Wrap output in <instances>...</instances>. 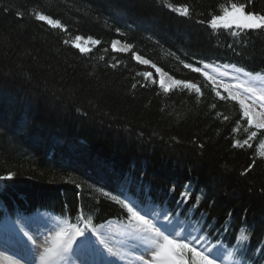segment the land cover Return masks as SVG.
<instances>
[{
    "label": "trees",
    "instance_id": "trees-1",
    "mask_svg": "<svg viewBox=\"0 0 264 264\" xmlns=\"http://www.w3.org/2000/svg\"><path fill=\"white\" fill-rule=\"evenodd\" d=\"M233 3L264 14V0H0V176L15 173L0 181V225L45 211L60 239L83 225L135 228L129 197L240 264H264V129L204 75L214 66L264 80V30L209 24ZM76 36L100 43L83 55ZM155 68L200 92H166Z\"/></svg>",
    "mask_w": 264,
    "mask_h": 264
},
{
    "label": "rangeland",
    "instance_id": "rangeland-1",
    "mask_svg": "<svg viewBox=\"0 0 264 264\" xmlns=\"http://www.w3.org/2000/svg\"><path fill=\"white\" fill-rule=\"evenodd\" d=\"M218 26L223 27V22L221 21ZM91 41L92 40L85 38H82L80 41L75 39L72 41L70 46H72V48L79 53H81L80 50L74 46L76 43H79L82 47L89 49V51L81 53L84 55L90 53L91 50L96 47V44H93ZM111 49L117 54H126L129 52L124 46L118 43H116L115 49H113L112 46ZM134 61L137 64L149 66V63L143 64L137 61L135 56ZM156 69L157 68L153 69V72L158 78L159 87H161V83L163 82V84L168 87L169 91L174 86L172 85L171 78H169L162 71L157 72ZM204 70L209 76L213 78L211 81L214 86H224L225 84L229 85L230 90L234 95L238 96L240 99H245L246 103H249L250 105L251 102L247 99L249 94L244 92V88H254L257 94L264 92V87H262L264 86V82H261L259 79L250 81L246 77L244 78L241 76L240 73L226 71L223 68L209 67L205 68ZM147 80H152V77H147ZM257 81H260L262 86L260 85L261 83ZM238 85L239 87H237ZM251 106L254 112L260 111L257 106ZM256 119H259V117H254L253 125L250 126L255 127ZM128 201L131 203V205L135 206L133 202L130 200ZM134 210L138 211L141 215H144L145 220L149 221L150 223L139 221L140 229H131L130 231L125 230L123 234L120 232L119 235L122 237L120 239H118L116 233H113L114 231H112V224L100 230V232L97 233V236L99 237V240L104 243V245H102L98 241L101 255L102 257L104 256L103 263L101 262V264H143L144 260L151 259V250L154 249L159 243L163 242L162 235H156L153 224L160 223L164 214H158L157 211L150 208L141 210L137 206L134 207ZM18 221L19 222H15L14 226L8 229L0 228L1 230L5 231V235L0 233V246H11L14 244L16 247L14 250H8V255L5 253L7 249H2L0 247V264H6V262L3 263V261H1L4 259L5 254L6 257L9 259L11 258L14 262L19 264H74L70 258L72 257L74 260L79 258L80 250L82 248L85 250L87 247L90 259V262L87 264H93L95 262H93V260L96 259V253L93 251V247L90 243L84 245L73 242L71 244V248H69L70 250H64L67 245V241L70 238L74 239V241H81L83 239L82 237L78 236L77 230L72 229L70 232L71 234L57 249L54 245L56 239L55 227L51 218L35 215L20 219ZM163 226L166 233L173 234V238H176L177 236H189V234H191L189 232L183 233L180 230L179 223L173 224L171 226L165 224ZM191 236L193 235L191 234ZM200 240L203 246L212 247L214 249V255L218 257L216 260L218 264H235L228 258L224 259L225 256H223V258H219V255H222L224 252L223 250H226L224 247H222V245L213 247L206 241V239L200 238ZM26 253L28 255L27 258L22 259L21 257L26 255ZM141 257H143V259H141ZM221 259L224 260V263H221Z\"/></svg>",
    "mask_w": 264,
    "mask_h": 264
},
{
    "label": "snow or ice",
    "instance_id": "snow-or-ice-1",
    "mask_svg": "<svg viewBox=\"0 0 264 264\" xmlns=\"http://www.w3.org/2000/svg\"><path fill=\"white\" fill-rule=\"evenodd\" d=\"M251 2L252 0H248L249 4ZM188 14V9L185 8L184 15ZM35 18L39 21L46 22L53 28L63 27L58 19H52L48 15L37 14ZM221 21L223 22V27L225 28H230L235 25L238 29L241 30H264V14H259L254 11H245L244 4L237 5L233 3L231 5L230 10H225L222 16H213L212 19L209 21V24L213 29H215ZM75 39L77 41H80L82 38L80 36H76ZM89 40H91V37H89ZM91 42L93 44L100 43L98 40H92ZM116 43L117 41H113V49L116 48ZM74 46L78 48L81 53L89 51V49L82 47L79 43H76ZM135 59L143 64L149 63L148 60H143L138 55L135 56ZM153 67H155V65H153ZM185 67L192 66L186 64ZM156 70L157 72L161 71L159 68H157ZM193 71L200 72L201 69L193 68ZM237 71L242 72L243 69H237ZM143 75L144 77H150L151 73L144 72ZM204 75L210 80L213 79L211 76L208 75L207 72H205ZM248 75H250V73H248ZM172 85H183V87L186 89L195 90V92L197 93L200 92V88L197 87V85L194 83H185L182 80L173 79ZM133 87H135V85H133ZM161 87H163L166 92L168 91V87L165 86L163 82L161 83ZM237 87H239V85ZM224 90L228 92V95L232 100H238L240 108L242 109L243 118L247 120L249 125H253L254 117H259V119L255 120V127L257 129H264V92L257 94L254 88H244V92L249 94L247 99L251 102V105H255L260 109L259 112H254L252 106L249 103H246L245 99H240L238 96L234 95L231 92L229 85L225 84ZM217 95L220 96L219 91H217ZM220 98L225 99L226 97L220 96ZM212 107H215V105H212ZM254 137H256V132H252L251 135H249V137L243 140L242 142L239 140L235 141L233 146L243 147L244 145H247L249 143V140H252ZM201 147H203V145H201ZM249 147H251V145H249ZM262 147H264V144H262ZM254 164L255 161H253V165ZM253 165H249L248 168L241 173V175H244L248 171H250ZM14 175L15 173L9 171L7 175L0 176V181L7 182L8 180H11ZM174 190L175 186L170 189V191ZM190 192V186L184 185V191L180 193V200L178 201V204H186L188 199L190 198ZM198 200L199 198H197V202ZM124 206L127 208L128 213L131 214L133 219L138 221H144L145 223H150L149 221L145 220L144 215H141L138 211L134 210L135 206L131 205L130 202L128 204H125ZM230 215L231 214H229V216ZM165 224H172V220L169 218L168 215H164L160 223L153 224L156 235H162L163 242L159 243L154 249L151 250V259L144 260L143 264H215L218 257L214 255V249L212 247L203 246L201 244L200 237L191 236V234H189V236H177L176 238H173V234L166 233L165 228L163 226ZM77 234L83 239L81 241H74V239L70 238L67 241L66 247L70 246L73 242L84 245L91 243L90 235L86 233L84 229L78 230ZM141 259H143V257H141Z\"/></svg>",
    "mask_w": 264,
    "mask_h": 264
},
{
    "label": "bare ground",
    "instance_id": "bare-ground-1",
    "mask_svg": "<svg viewBox=\"0 0 264 264\" xmlns=\"http://www.w3.org/2000/svg\"><path fill=\"white\" fill-rule=\"evenodd\" d=\"M209 67H214V66H207V67H205V68H209ZM215 68H218V67H215ZM0 233L1 234H4L5 235V231L4 230H1L0 229ZM98 239H99V237H97ZM10 244H12V243H10ZM223 246H225L224 244H222ZM2 249H7V251L5 252V253H7V255L9 254V251L8 250H14L16 247H15V245L14 244H12L11 246H0ZM21 248V247H20ZM69 248H71V245L70 246H67V247H65L64 248V250L65 251H67V250H70ZM93 250H94V248H93ZM223 250V249H222ZM224 252L222 253V255H219V258H223V256H225V254H226V250H223ZM64 254V253H63ZM92 254V253H91ZM6 255V254H5ZM4 255V259L3 260H1V261H3V263H5L6 262V264H19V263H16V262H14L11 258L9 259L8 257H6ZM77 255V254H76ZM23 256V255H22ZM27 253H26V255H24L23 257H21L22 259H24V258H27ZM70 260L74 263V264H87L88 262H90V259H89V251H88V247H87V249H81L80 250V254H79V258H77V259H75L74 260V258H70ZM92 260H93V258H92ZM222 260V259H221ZM59 262V261H58ZM93 262H94V260H93ZM221 262H223V260L221 261ZM95 263H98V261L96 260L95 261ZM94 263V264H95ZM91 264V263H90Z\"/></svg>",
    "mask_w": 264,
    "mask_h": 264
}]
</instances>
